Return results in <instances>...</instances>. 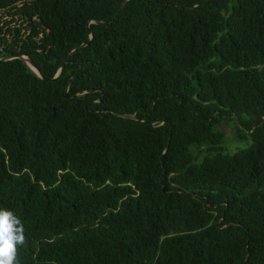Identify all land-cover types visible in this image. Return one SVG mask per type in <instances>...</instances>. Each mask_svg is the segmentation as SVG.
Instances as JSON below:
<instances>
[{
  "label": "trees",
  "instance_id": "obj_1",
  "mask_svg": "<svg viewBox=\"0 0 264 264\" xmlns=\"http://www.w3.org/2000/svg\"><path fill=\"white\" fill-rule=\"evenodd\" d=\"M7 56L0 264H264V0H0Z\"/></svg>",
  "mask_w": 264,
  "mask_h": 264
},
{
  "label": "water",
  "instance_id": "obj_2",
  "mask_svg": "<svg viewBox=\"0 0 264 264\" xmlns=\"http://www.w3.org/2000/svg\"><path fill=\"white\" fill-rule=\"evenodd\" d=\"M96 23H97V24H103L102 22H96ZM85 45H86V44L81 45L80 48L85 47ZM19 58H21V59L25 62V64L28 66L29 69H31V70H32V71H33L38 77H40L38 71L36 70L34 64L32 63V61H31L30 59H28V58H26V57H19ZM12 59H14V57H12V56H7V57H5V58L0 59V62H1V61L12 60ZM61 71H62V68L57 72V74H56V76H55L54 79H56V78L59 76V74L61 73ZM40 78H41V77H40ZM123 117H125V118H134V117H130V116H128V115H123Z\"/></svg>",
  "mask_w": 264,
  "mask_h": 264
},
{
  "label": "rangeland",
  "instance_id": "obj_3",
  "mask_svg": "<svg viewBox=\"0 0 264 264\" xmlns=\"http://www.w3.org/2000/svg\"><path fill=\"white\" fill-rule=\"evenodd\" d=\"M225 132H226V136L228 138V145L227 146L231 152L236 151L238 147H243L242 142L234 139L233 130L231 129V127L225 128Z\"/></svg>",
  "mask_w": 264,
  "mask_h": 264
}]
</instances>
